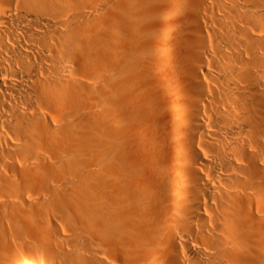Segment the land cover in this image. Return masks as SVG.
<instances>
[{
  "label": "bare ground",
  "instance_id": "bare-ground-1",
  "mask_svg": "<svg viewBox=\"0 0 264 264\" xmlns=\"http://www.w3.org/2000/svg\"><path fill=\"white\" fill-rule=\"evenodd\" d=\"M0 264H264V0H0Z\"/></svg>",
  "mask_w": 264,
  "mask_h": 264
}]
</instances>
